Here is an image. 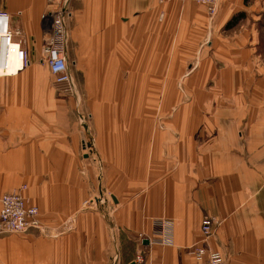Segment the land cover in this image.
I'll list each match as a JSON object with an SVG mask.
<instances>
[{"label": "crops", "instance_id": "1", "mask_svg": "<svg viewBox=\"0 0 264 264\" xmlns=\"http://www.w3.org/2000/svg\"><path fill=\"white\" fill-rule=\"evenodd\" d=\"M244 1L220 0L221 22ZM45 7L46 0H0L30 60L0 83V210L4 195L21 192L58 236L0 237V264H108L111 245L110 264H118L120 239L144 264H195L196 248L220 252L227 264H264V74L253 32L242 29L228 51L216 52L229 61L215 73L213 93L186 95L184 109L131 110L126 100L116 109L112 101L127 95L103 94L87 109L89 152L80 120L88 112L76 110L43 59ZM72 23L73 53L91 56L80 60L87 70L140 68L144 39L169 48L175 34L171 9L159 0H76ZM127 54L133 65L115 56ZM189 62L186 55V69ZM110 77L102 84L123 82ZM206 101L209 108L200 105ZM206 216L220 222L208 240ZM157 220L173 222V246L141 241L155 237Z\"/></svg>", "mask_w": 264, "mask_h": 264}, {"label": "rangeland", "instance_id": "2", "mask_svg": "<svg viewBox=\"0 0 264 264\" xmlns=\"http://www.w3.org/2000/svg\"><path fill=\"white\" fill-rule=\"evenodd\" d=\"M230 1L231 3L233 2V4L236 2V0ZM75 2L76 0H72L71 3V9L73 11L72 18L74 17ZM160 5H167L171 9L175 30L173 43L171 42L169 44V48H163L161 46V38L151 37L148 40L144 39L142 64H138L141 66L140 68L110 71L87 70L84 63H80V60L87 61L91 56L88 58V55L74 54V45L72 44L71 35L69 36L70 68L76 87V98L73 94L71 95L75 101L77 111L80 110L82 112L83 110L95 108L98 104V99L100 100L103 94L127 95V97L128 95L134 94L144 95L143 99L137 98V101L129 97H121L120 99H122V101L119 102L112 101L111 104L113 106L116 105V109L122 108L125 102L124 100H126V108L131 110L144 109V111H149L155 109L172 111L184 109L186 105L190 104V101H186V95H188L190 99V94L213 93L215 88V73L219 74L221 71H224L226 68V61H229L226 59V61L222 60L220 54L217 56L216 52L221 51V48H223V51H228L232 40L237 39L236 36L242 34L240 33L242 29L253 32L252 39L255 43L257 68L260 74H264V0H252L247 5L242 3V11L240 12H246L247 17L235 28L230 30L226 29V23L223 24L220 18H218L219 5L213 19L209 17L205 7L193 2H173L171 4L164 3ZM236 14L234 13V15ZM159 16L158 22L163 21L165 23L167 18L166 12H162ZM72 24L71 19L69 23L70 33L72 28H70V26ZM158 44L160 45L158 46ZM248 45L250 46L252 44ZM186 55L190 60L189 63H191L190 69H186L182 64V62H186ZM115 56L123 57L124 61H128V65H133V63L130 62V58L134 55L127 54ZM136 56L137 58L139 57V55ZM28 61H30L29 57ZM199 62L202 63V66L196 68ZM76 63H78V66ZM163 66L167 68L164 69ZM171 66H174V68ZM110 76L114 79L120 78L123 84L121 83L119 86L103 85L101 79L105 77L109 79ZM257 76H259V74H257ZM136 78L138 79L136 84L131 82V80L135 82L134 79ZM207 78L209 80H206ZM140 82L141 84H139ZM192 83H195V85H191ZM147 96L148 99L145 98ZM151 96L158 100L156 102L151 101ZM211 104L212 103L209 101L200 103V105L204 107L208 106V108ZM90 112L91 110L88 112L89 114L85 113L84 116L80 113L81 123L84 125L87 133L84 142L89 141L90 143V145L86 147L89 152L93 149L95 142L89 127V123L91 122ZM127 120L129 121L130 119ZM94 153L96 154V150ZM53 233L57 234V232H51V230L45 228L44 232L29 231L19 234H1L0 237H27L35 234V236L51 238ZM146 241H148V239ZM120 243V252L118 253L119 256H117L118 264H127L128 259L134 261L140 250L135 246L126 247L121 239ZM114 253L113 246L111 245V252L109 259H107L108 264L114 259Z\"/></svg>", "mask_w": 264, "mask_h": 264}, {"label": "built area", "instance_id": "3", "mask_svg": "<svg viewBox=\"0 0 264 264\" xmlns=\"http://www.w3.org/2000/svg\"><path fill=\"white\" fill-rule=\"evenodd\" d=\"M173 2H193L206 8L209 17H215L220 0H159L160 4ZM72 0H46L45 11L42 20L45 23V41L43 48L44 62L50 69L58 84L64 85L68 92L76 98V87L70 68L69 57V23L73 16L71 9ZM14 53L21 60L23 68L28 66V53L22 49L21 43L15 40V33L11 26L10 15L0 10V57H7ZM4 62H0V83L4 77L14 76L16 73L8 72ZM71 73V74H70ZM87 151L89 141L84 143ZM0 210V235L13 233H27L29 231L44 232L37 208L27 205L21 192L5 195ZM220 222L216 218L206 216L201 225L203 238L208 240L215 234ZM173 222L170 220H157L155 222V237L148 239V243L163 247L173 246ZM54 234V233H53ZM52 234V235H53ZM54 234L53 236H56ZM147 239H145L146 241ZM142 242L144 238L141 239ZM195 264H226L224 256L220 252L197 248L193 252ZM143 253L136 258L137 264L144 263Z\"/></svg>", "mask_w": 264, "mask_h": 264}, {"label": "bare ground", "instance_id": "4", "mask_svg": "<svg viewBox=\"0 0 264 264\" xmlns=\"http://www.w3.org/2000/svg\"><path fill=\"white\" fill-rule=\"evenodd\" d=\"M168 3V2H167ZM175 3V2H174ZM0 62H4L5 63V65H6V67L9 69V71L8 72H10V73H16L17 71H20V70H22L23 69V62H22V60L16 55V54H14V53H11V54H8V56L7 57H4V55L2 54V56L0 57ZM14 65H18V69H16L15 67H14ZM71 74V73H70ZM14 193H17V192H14ZM9 194H13V193H9ZM22 194V193H21ZM6 195H8V194H6ZM5 196V195H4ZM3 196V197H4ZM23 196V195H22ZM2 197V198H3ZM24 197V196H23ZM24 199H25V201H26V203H27V205H29L28 204V202H27V200H26V198L24 197ZM2 200V199H1ZM29 206H31V205H29ZM1 207H2V203H1ZM31 207H35V206H31ZM35 208H37V207H35ZM38 209V208H37ZM38 211H39V209H38ZM39 214H40V211H39ZM40 217H41V215H40ZM41 220V219H40ZM197 249V248H196ZM196 249H194L192 252H191V255L194 257V255H193V252L196 250ZM144 256V255H143ZM144 260L146 261V259H145V256H144ZM145 261H144V263H145ZM143 263V264H144ZM135 264H137L136 262H135Z\"/></svg>", "mask_w": 264, "mask_h": 264}, {"label": "trees", "instance_id": "5", "mask_svg": "<svg viewBox=\"0 0 264 264\" xmlns=\"http://www.w3.org/2000/svg\"><path fill=\"white\" fill-rule=\"evenodd\" d=\"M251 0H245V4H249ZM247 17L246 12H240L234 15L229 22L226 24V29L230 30L235 28L242 20H245Z\"/></svg>", "mask_w": 264, "mask_h": 264}, {"label": "water", "instance_id": "6", "mask_svg": "<svg viewBox=\"0 0 264 264\" xmlns=\"http://www.w3.org/2000/svg\"><path fill=\"white\" fill-rule=\"evenodd\" d=\"M145 243L148 244V241H145ZM132 264H134V263H132Z\"/></svg>", "mask_w": 264, "mask_h": 264}]
</instances>
